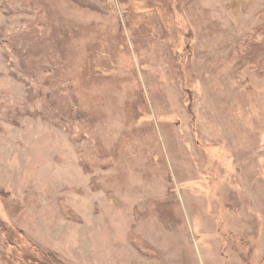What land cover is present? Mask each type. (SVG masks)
<instances>
[{
	"label": "rangeland",
	"instance_id": "374dc122",
	"mask_svg": "<svg viewBox=\"0 0 264 264\" xmlns=\"http://www.w3.org/2000/svg\"><path fill=\"white\" fill-rule=\"evenodd\" d=\"M0 264H264V0H0Z\"/></svg>",
	"mask_w": 264,
	"mask_h": 264
},
{
	"label": "trees",
	"instance_id": "16d2710c",
	"mask_svg": "<svg viewBox=\"0 0 264 264\" xmlns=\"http://www.w3.org/2000/svg\"><path fill=\"white\" fill-rule=\"evenodd\" d=\"M42 40L45 43L51 44L52 48V43L50 41H47L46 38L37 37L36 34H33L29 35L28 38L24 41L22 39L19 41V44H21L20 49H13V52L18 59L17 61L20 69L24 74H27L30 78H33L35 80L37 78L36 75L33 76V72L36 70L34 66H51L55 63V61H50L52 50H49L45 46L41 45ZM14 46L17 48L16 43L14 44ZM54 46V49L57 52L56 45ZM50 70H53L54 72L53 77H48L40 81H34L39 87L38 90L44 93L43 97L44 99L46 98V103L49 106H55L54 108L51 107L50 109H55L57 108L56 106H58L59 103H64V105H66L65 99H68V95L65 94L67 92L65 91V88L62 87L63 85L59 80V76H55L57 74L58 68L55 67V65H52ZM42 87H45L48 90L44 91L42 90ZM57 112H59V114L62 116L66 114L65 108L63 107L57 108V110L54 111L53 114L56 115Z\"/></svg>",
	"mask_w": 264,
	"mask_h": 264
}]
</instances>
